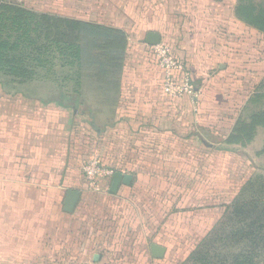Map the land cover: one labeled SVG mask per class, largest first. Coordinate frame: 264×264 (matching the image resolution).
I'll use <instances>...</instances> for the list:
<instances>
[{"label": "crops", "instance_id": "obj_1", "mask_svg": "<svg viewBox=\"0 0 264 264\" xmlns=\"http://www.w3.org/2000/svg\"><path fill=\"white\" fill-rule=\"evenodd\" d=\"M16 1L8 4L123 30L128 46L112 106L86 81L67 92L69 78L53 82L48 98L40 76L0 81V264H137L93 229L106 194L129 209L141 185H155L153 169L163 170L165 185L198 177L202 149L208 165L216 158L206 137L226 141L252 100L245 89L264 81V33L236 15L238 0ZM152 32L190 74L195 97L164 93V71L146 42ZM61 91L64 106L57 104ZM95 158L130 175V184L111 193L112 177L93 190L84 166ZM71 190L81 196L66 213Z\"/></svg>", "mask_w": 264, "mask_h": 264}, {"label": "trees", "instance_id": "obj_2", "mask_svg": "<svg viewBox=\"0 0 264 264\" xmlns=\"http://www.w3.org/2000/svg\"><path fill=\"white\" fill-rule=\"evenodd\" d=\"M236 15L264 33V6L238 0ZM128 36L120 29L37 14L0 4V75L20 81L53 72L61 55L79 85L89 82L112 106L123 74ZM55 49V50H54ZM57 69V68H56ZM264 86V85H263ZM62 92V91H61ZM62 92L57 104L64 106ZM251 123L239 120L227 144H240V132L264 125V111ZM183 264H264V177L249 180L223 217Z\"/></svg>", "mask_w": 264, "mask_h": 264}, {"label": "rangeland", "instance_id": "obj_3", "mask_svg": "<svg viewBox=\"0 0 264 264\" xmlns=\"http://www.w3.org/2000/svg\"><path fill=\"white\" fill-rule=\"evenodd\" d=\"M3 1L5 3L2 5L5 6H10L8 3L19 4L16 0ZM254 2L264 6V0H254ZM54 63L57 65L56 74H52V71L51 73L42 71L38 78L43 82L42 86L44 84L48 86L41 88L42 97H47L50 90L54 91L53 85L51 87L53 82H64V77L71 75L67 66L62 67L64 59L61 55H58ZM248 64L249 62H246V65ZM2 79L9 82L18 80L16 77L0 75V81ZM66 84L69 87L64 89L66 92L75 90L77 85L70 78ZM263 85L264 81L257 88L252 86L250 89H245L250 98L252 96V100L243 114L239 113L241 115L236 124L239 120L250 124L254 113L264 111ZM240 134L241 143L231 145L226 143L224 135L207 136L206 140L216 145L217 152L214 153L216 158L211 159L208 165L209 160L203 155L206 150L202 149L200 173L193 180L186 174L182 181L176 183L177 178H174L173 184L165 185L166 183H161L162 178L167 181L166 175L162 174L163 170L153 169L151 173L158 177L155 185L151 188L141 185L142 190L137 198L131 199L132 205L129 209L126 207V202L118 203L115 197L106 194L108 198L103 200L100 210L98 225L100 228L93 229L102 232L104 243L120 248L126 257L129 254L136 256L137 264L140 262V257H145L143 260H147L144 264L185 263L220 221L226 207L235 200L243 186L249 180L264 177V125L252 128L250 125ZM229 146L237 147L231 152H225L224 150H231ZM163 243L167 247L166 257L162 260H154L151 257L150 245L164 246ZM116 252L117 249L114 253ZM126 262L127 260L117 261L114 258V261L103 264H129Z\"/></svg>", "mask_w": 264, "mask_h": 264}, {"label": "built area", "instance_id": "obj_4", "mask_svg": "<svg viewBox=\"0 0 264 264\" xmlns=\"http://www.w3.org/2000/svg\"><path fill=\"white\" fill-rule=\"evenodd\" d=\"M159 66L164 71L163 91L171 97H195L196 88L192 84L190 74L185 71L183 64L173 55L172 50L158 44L151 47ZM84 173L90 187L95 191L106 188L105 182L111 179L115 172L105 168L97 158L84 166Z\"/></svg>", "mask_w": 264, "mask_h": 264}, {"label": "water", "instance_id": "obj_5", "mask_svg": "<svg viewBox=\"0 0 264 264\" xmlns=\"http://www.w3.org/2000/svg\"><path fill=\"white\" fill-rule=\"evenodd\" d=\"M147 44L150 46H156L160 44L161 42V36L158 33L152 32L149 33L146 40ZM132 177L130 175H123L122 173H115L113 176V182L111 187V193H117L118 188L122 183L124 184H130ZM80 192L71 190L68 191L66 194V198L64 201V211L66 213H72L76 205L78 204V201L80 199ZM152 256L156 259H161L164 257L166 249L162 246H159L157 244H153L151 246Z\"/></svg>", "mask_w": 264, "mask_h": 264}]
</instances>
